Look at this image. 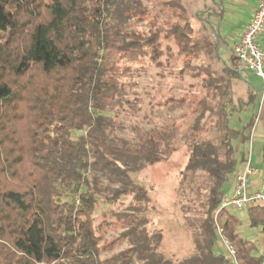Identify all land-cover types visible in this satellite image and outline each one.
Wrapping results in <instances>:
<instances>
[{"label":"trees","instance_id":"1","mask_svg":"<svg viewBox=\"0 0 264 264\" xmlns=\"http://www.w3.org/2000/svg\"><path fill=\"white\" fill-rule=\"evenodd\" d=\"M220 46L186 0H0V264H227L214 213L258 97L239 58L224 60ZM143 58L169 71L182 62L179 78L200 82L197 93L166 98L162 122L145 115L152 128L139 118L132 68ZM181 149L180 193L198 203L183 206L193 248L169 254L134 175ZM101 200L120 204L112 223L129 244L111 256L103 253L114 244L103 245L95 226ZM248 211L264 227V208Z\"/></svg>","mask_w":264,"mask_h":264},{"label":"rangeland","instance_id":"2","mask_svg":"<svg viewBox=\"0 0 264 264\" xmlns=\"http://www.w3.org/2000/svg\"><path fill=\"white\" fill-rule=\"evenodd\" d=\"M147 4L150 5L148 1H146ZM174 50L176 51L177 49L174 48ZM149 64L147 58H143L132 65V68L137 71L135 81L139 83V87L135 89L141 93L143 100V109L140 111L139 118L143 120L142 125L144 128H152L154 126V123L151 124L146 120L145 115L150 117L154 113L157 115L155 122L160 123L163 121L166 115L163 103L168 96L181 97L187 95L189 91L197 93L200 86V82L195 78H191L187 74L188 72L183 78H179L182 62H177L172 71L156 68ZM195 64H200V62L196 61ZM237 68L239 71L243 70L240 62ZM170 72L173 74L168 75ZM161 73L164 74L163 78ZM248 74L251 76V84L256 90L258 97L255 104L250 106V110H258L264 105V84L262 79H260L261 77H257L252 71H248ZM191 84L194 85L193 88H190ZM170 87H173V89ZM178 112V110L173 112L174 118H177ZM241 118L244 122L246 115L241 114ZM233 123L238 128L242 126L237 115L234 117ZM186 158L185 149H181L173 152L166 163L149 166L139 174L134 175L137 182L149 189L151 202L149 203L148 216L151 221V229L161 230L163 233V248L169 254H183L193 248L192 234L184 217L183 206H192L191 208L194 210L198 203L196 200L189 203V199L181 196V189H179L181 169L185 166ZM131 200L132 198L128 197L124 203L128 204ZM117 210H120V204L106 203L101 200L94 213L95 226L98 232L103 235L102 244H114L108 247L103 253L104 256L117 254L129 246L126 239H120L123 228L112 223L115 220L112 212ZM247 212L248 210L245 209L246 219H248ZM189 214L193 216L194 211ZM250 227L251 232H254V234L259 235L261 233L260 227ZM216 251L227 254L226 249L220 247L218 243ZM257 255L259 258L264 259V254Z\"/></svg>","mask_w":264,"mask_h":264},{"label":"crops","instance_id":"3","mask_svg":"<svg viewBox=\"0 0 264 264\" xmlns=\"http://www.w3.org/2000/svg\"><path fill=\"white\" fill-rule=\"evenodd\" d=\"M190 12L202 16L208 20L220 38L219 52L221 57L228 61L235 54V46L241 38L243 30L250 22L259 0H186ZM259 44L264 50V33L259 36ZM226 45V46H225ZM250 78L251 76L247 74ZM257 76V75H256ZM258 77V76H257ZM262 79V78H260ZM251 80V78H250ZM264 84V80L262 79ZM257 116L260 119L255 123L248 143L239 144V164L226 184V193L233 191L236 175L244 166L245 161L250 157L251 166L254 172L251 175L252 191L264 188V105L258 109ZM246 115V121L249 114ZM263 116V117H262ZM248 219L245 218L244 210L229 208L221 213L220 223L228 222V230L232 236V242L236 246L239 257L249 264H264V259L257 254H264V227L262 225L252 226L250 224L249 211ZM250 226L260 227L261 233L254 234ZM223 248L221 241L217 242ZM217 247V244H216Z\"/></svg>","mask_w":264,"mask_h":264},{"label":"built area","instance_id":"4","mask_svg":"<svg viewBox=\"0 0 264 264\" xmlns=\"http://www.w3.org/2000/svg\"><path fill=\"white\" fill-rule=\"evenodd\" d=\"M264 33V0H259L258 6L241 34L235 46V54L239 58L242 69L252 71L264 80V50L259 44V36ZM256 117L255 123L260 119ZM255 127V125H254ZM253 127V129H254ZM254 168L250 157L245 161L243 169L237 173L232 193L224 194L214 213L216 230L222 246L226 249L227 264H243L239 258L234 243L224 235V229L219 221L221 213L229 208L245 210L255 207L264 208V188L252 191L251 175Z\"/></svg>","mask_w":264,"mask_h":264}]
</instances>
